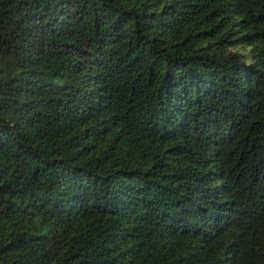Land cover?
Returning <instances> with one entry per match:
<instances>
[{"label": "trees", "instance_id": "16d2710c", "mask_svg": "<svg viewBox=\"0 0 264 264\" xmlns=\"http://www.w3.org/2000/svg\"><path fill=\"white\" fill-rule=\"evenodd\" d=\"M0 264H264V0H0Z\"/></svg>", "mask_w": 264, "mask_h": 264}]
</instances>
